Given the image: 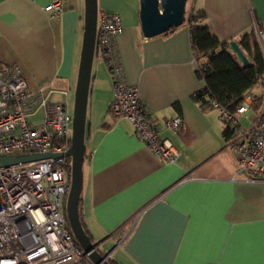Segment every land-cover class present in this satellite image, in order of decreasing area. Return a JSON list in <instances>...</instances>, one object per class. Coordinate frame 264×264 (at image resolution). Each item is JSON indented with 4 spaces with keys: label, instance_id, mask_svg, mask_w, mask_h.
<instances>
[{
    "label": "crops",
    "instance_id": "obj_1",
    "mask_svg": "<svg viewBox=\"0 0 264 264\" xmlns=\"http://www.w3.org/2000/svg\"><path fill=\"white\" fill-rule=\"evenodd\" d=\"M51 2L0 0V65H19L31 89L43 88L68 107L78 81L85 0H62L59 14L45 10ZM140 7V0H98L99 12L122 16L116 43L126 78L139 86L149 117L181 154L176 162L163 160L128 119L110 113L114 85L96 51L80 202L84 228L114 264H264V181L238 171L219 111L194 98L205 81L188 22L192 9L203 10L215 36L239 42L264 25V0H187L185 22L152 37L143 33ZM176 115L183 117L179 132L164 124Z\"/></svg>",
    "mask_w": 264,
    "mask_h": 264
},
{
    "label": "built area",
    "instance_id": "obj_2",
    "mask_svg": "<svg viewBox=\"0 0 264 264\" xmlns=\"http://www.w3.org/2000/svg\"><path fill=\"white\" fill-rule=\"evenodd\" d=\"M45 10L61 13L62 0H52ZM122 31L119 13L98 12L96 51L114 85L110 113L128 119L137 137L157 156L176 162L180 151L162 136L159 123L149 117L139 86L126 78L116 43ZM256 33L264 52V29L259 25ZM254 88L244 93L234 110L218 102L214 105L231 131L229 140L238 171L264 181V92L256 109L260 95ZM244 119L250 124L246 125ZM164 124L179 132L183 117L176 115ZM72 138L73 114L67 106L51 101L43 88L31 89L19 65H0V158L65 153ZM70 190L68 156L0 166V264H97L81 247L68 221Z\"/></svg>",
    "mask_w": 264,
    "mask_h": 264
},
{
    "label": "water",
    "instance_id": "obj_3",
    "mask_svg": "<svg viewBox=\"0 0 264 264\" xmlns=\"http://www.w3.org/2000/svg\"><path fill=\"white\" fill-rule=\"evenodd\" d=\"M140 4L141 26L146 37L162 34L185 22L187 0H140ZM98 12V0H85L84 39L75 91L73 138L70 148L65 153L47 152L22 156L4 155L0 158V166L51 157L70 156L72 159L71 190L67 199L66 210L71 229L81 247L94 262L97 264H113L107 255L99 251L101 242H93L81 222L79 213L83 183V163L86 152L88 100L96 51ZM231 51L236 54L243 65L249 64L250 60L238 41H231Z\"/></svg>",
    "mask_w": 264,
    "mask_h": 264
},
{
    "label": "trees",
    "instance_id": "obj_4",
    "mask_svg": "<svg viewBox=\"0 0 264 264\" xmlns=\"http://www.w3.org/2000/svg\"><path fill=\"white\" fill-rule=\"evenodd\" d=\"M188 22L194 57L198 64L197 73L205 81V86L195 93L194 98L208 109L216 108L214 102H218L234 110L247 90L264 85V52L256 31L245 33L239 41L250 60L249 64L243 65L236 54L231 52L232 40L221 41L211 32L205 11L192 9ZM260 28L264 29V25L261 24ZM261 102L262 95L258 97L256 109ZM224 135L227 139L231 136L227 126Z\"/></svg>",
    "mask_w": 264,
    "mask_h": 264
},
{
    "label": "rangeland",
    "instance_id": "obj_5",
    "mask_svg": "<svg viewBox=\"0 0 264 264\" xmlns=\"http://www.w3.org/2000/svg\"><path fill=\"white\" fill-rule=\"evenodd\" d=\"M263 92H264V85H263V84L258 85V86H257V91H256V93L259 94V95H261ZM74 101H75V99H74ZM67 108H68V109L70 110V112L73 114V110H74V102L71 103V104H69V106H68ZM243 121H244V123H245L246 125H249V124H250L249 120H247V119H244ZM68 158H69V160H70V162H71V160H72L71 157L68 156Z\"/></svg>",
    "mask_w": 264,
    "mask_h": 264
}]
</instances>
